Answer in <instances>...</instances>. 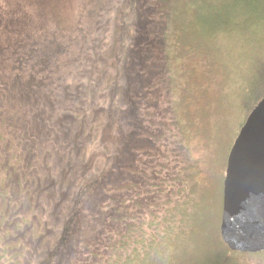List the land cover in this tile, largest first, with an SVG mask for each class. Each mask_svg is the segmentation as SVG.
Masks as SVG:
<instances>
[{
  "label": "trees",
  "instance_id": "16d2710c",
  "mask_svg": "<svg viewBox=\"0 0 264 264\" xmlns=\"http://www.w3.org/2000/svg\"><path fill=\"white\" fill-rule=\"evenodd\" d=\"M200 1L146 2L142 28L131 25L127 41L104 55L103 61L123 53L127 43L129 82L115 78L113 83L104 74L86 95L97 101L96 112L84 91L70 97L71 107L63 121H53L54 133L44 147L29 142L33 130L26 114L4 130L1 105L0 264H264V252L229 251L219 236L217 205L214 211L204 209L207 202L193 183L188 142L205 125L202 115L192 114L190 101L185 103L183 94L192 88L174 84L168 73V57L174 54V59L196 55L205 74L221 69L228 81L235 74L232 84L241 83L228 105L239 130L264 96V0ZM193 18L207 22L192 35ZM173 40L195 47L166 53V42ZM1 73L7 76L0 67ZM42 82L36 80L43 89ZM168 84L183 95L175 103L185 109L184 117L175 111ZM2 85L0 78V92ZM113 91L112 116L105 104ZM226 131L227 126L222 136ZM221 156L223 176L227 154L222 161ZM218 246L226 255L214 257ZM234 254L248 259L235 262ZM256 257L257 262L249 260Z\"/></svg>",
  "mask_w": 264,
  "mask_h": 264
},
{
  "label": "rangeland",
  "instance_id": "374dc122",
  "mask_svg": "<svg viewBox=\"0 0 264 264\" xmlns=\"http://www.w3.org/2000/svg\"><path fill=\"white\" fill-rule=\"evenodd\" d=\"M146 2L150 0H0V52L2 53L0 67L7 72V76L4 73L0 75L4 80L3 92H0V107L4 105L1 110L5 108L6 114L3 117L6 127L2 126V128L7 130L11 122L20 120L22 115L26 114L30 118L33 130L29 142L39 149L45 146L48 135L54 133L55 128L49 127L54 126L56 120L63 121V113L71 107L67 106L70 97L75 98L79 92L82 91L83 94L84 91L85 102L89 103V107L95 108L96 112V107L99 108L97 101L87 99L86 95L97 89V81L104 74L110 75L113 83L115 78L119 82L122 80L129 82L130 49L126 46L127 43L124 44L126 50L123 53L118 54L117 51L112 57L103 61L104 55L108 57L117 44L127 41L131 25L142 28L145 21H141L139 17L144 15L143 6ZM200 2L198 0V3ZM204 2L202 4H205ZM185 10L189 14L193 12L191 8ZM206 18L208 19L209 16L207 15ZM194 20L192 35L196 33L195 31L201 30L199 24L207 22L206 19ZM142 38L139 42L143 41ZM207 45L210 47L209 43ZM191 46L195 47V44H183L176 40L167 41L165 51L181 53L184 47ZM221 47L227 46L222 44ZM99 49L101 50L97 52ZM173 55L170 54L168 57V73L171 74L174 84L185 82L192 88L187 94H183L186 96L185 103L190 101L192 114L198 118L202 115L201 121L205 125L204 131H200L197 137L195 133L188 142L189 161L194 164L193 183L198 196L207 202L208 209L204 207L205 210L214 211L217 205L219 227L224 177V173L223 176L221 175L219 155L221 153L222 161L238 133L235 112L230 109L228 102L231 98L233 101L236 99L241 80L234 87L231 81L236 80L235 74H233L235 77L230 74L229 81L228 75L223 74L221 69L215 71L214 75L205 74L203 63L196 55L177 59H174ZM83 78L87 80L82 82ZM223 78L224 86H222ZM37 79L43 80L41 84L43 89L36 84ZM174 84H168V94L171 93V98L174 100L176 113L184 117L182 111L185 109L181 105L176 106L175 103L181 102L180 98L183 95ZM219 88L222 91H219ZM118 89L121 90V86ZM114 96L113 91L105 104L108 108L107 113L112 116L114 107H110L112 104L110 100ZM152 102L154 103V100ZM112 119L116 120L115 117ZM226 126V134L222 136ZM60 127L64 129V125ZM22 139L27 140L25 137ZM41 151L42 155L43 149ZM29 154L33 157L35 150L32 149ZM42 159L47 160L48 157L43 156ZM108 159L109 156L105 158V163ZM83 186L84 183L80 189ZM78 193L77 197H82L84 194ZM218 248L214 257L226 255V250L222 246ZM231 259L240 262L248 258L234 254ZM226 260L231 262L230 259ZM249 260L257 262L259 258H249Z\"/></svg>",
  "mask_w": 264,
  "mask_h": 264
},
{
  "label": "water",
  "instance_id": "95a60500",
  "mask_svg": "<svg viewBox=\"0 0 264 264\" xmlns=\"http://www.w3.org/2000/svg\"><path fill=\"white\" fill-rule=\"evenodd\" d=\"M219 236L231 252H264V96L245 119L227 154Z\"/></svg>",
  "mask_w": 264,
  "mask_h": 264
}]
</instances>
